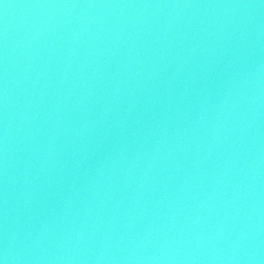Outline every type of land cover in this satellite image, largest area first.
Returning <instances> with one entry per match:
<instances>
[{
	"label": "water",
	"instance_id": "95a60500",
	"mask_svg": "<svg viewBox=\"0 0 264 264\" xmlns=\"http://www.w3.org/2000/svg\"><path fill=\"white\" fill-rule=\"evenodd\" d=\"M0 264H264V0H0Z\"/></svg>",
	"mask_w": 264,
	"mask_h": 264
}]
</instances>
